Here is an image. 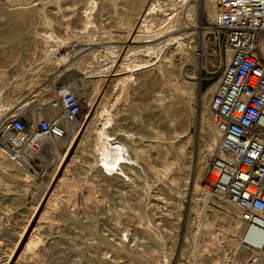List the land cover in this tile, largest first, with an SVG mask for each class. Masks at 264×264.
Returning a JSON list of instances; mask_svg holds the SVG:
<instances>
[{
    "label": "rangeland",
    "instance_id": "1",
    "mask_svg": "<svg viewBox=\"0 0 264 264\" xmlns=\"http://www.w3.org/2000/svg\"><path fill=\"white\" fill-rule=\"evenodd\" d=\"M125 1L117 0L116 8L105 5L104 27L115 23L114 11L119 10L117 13L122 14ZM199 1L191 0L190 4L196 6ZM1 2L3 0H0L2 5ZM30 2L38 13L45 10L51 21L53 34H62V22L70 28L74 27L71 28L74 32L80 30L83 15L80 7L85 0H65V7H71V11L64 9L66 12L62 11L63 14H56V10L51 12V7L46 5L41 6L40 0ZM93 9H96L93 10V16H97L98 4ZM197 13L203 28L200 42L197 33L192 32L196 30L195 18L193 27L179 31L181 33L188 30L185 36L190 40L189 58L184 59V62L174 58V63L179 61L178 64L175 63L180 66L176 68L180 72L179 78H193L197 72L195 68H200L199 86L193 85L188 89L183 83L185 93H177L179 106L184 109L185 121L179 127L177 139L173 140L171 133L164 132L166 139L155 136L157 131H163L158 124L156 110L152 108L156 103V95L159 91L166 95L174 94L172 84L159 80L153 82L145 93L141 87H138L137 93L129 91V100L138 99V105L145 106L144 113L148 114V118L144 125V114L137 110L135 116L121 121L132 139V150L136 155L128 182L118 177L109 178V183H104L94 169L84 168L87 167L86 164L83 165L84 161L90 160V156L85 157L86 154L80 152L79 146L91 119V116L86 117L89 110L80 113L75 130L61 141L58 153H41L34 160L40 169L46 171L47 177H40L37 168L32 170L31 166L20 167L18 165L21 164L18 163L20 171L12 168L13 177L0 169V264H264V258L255 255L244 244H239L238 238L243 234L244 226L238 223L237 228L234 227L233 219L237 217V213L235 216L231 212H224V205L217 204V196L204 200L202 192L194 190L193 180L189 177L187 181L186 178L189 166L200 168L204 165L212 153L211 144L216 141H211V130L206 119L207 105L215 89L206 90L212 84L215 85L221 73V69L216 68L220 59L225 57L221 40H217L212 32L213 21L199 9ZM37 24L38 32L42 33L47 29L45 25L41 29V25ZM100 45L102 44L93 48ZM33 47L35 45L29 44L30 51H33ZM22 54L19 51L14 62L19 66ZM157 60L151 59L150 63L156 64L146 68L145 73H156L154 67L158 65ZM25 63L27 61L22 64ZM15 68L17 67L4 68L6 77L3 82L0 80V104L4 106L0 109V130L4 120L21 104L24 106L19 112L26 108L40 107L43 101L40 91L50 84L67 85L70 83L67 80H76L78 83L83 81L88 98L96 106L92 90L96 78L86 74L88 70H81L76 66L66 68L63 65L53 68V65L44 64L40 69L24 74L16 85L12 77L21 71H14ZM72 74L75 80L69 79ZM169 75L170 73L166 77ZM124 104L126 103L122 102L121 106L124 107ZM164 122L167 126V122ZM4 157L6 161L9 160L5 153ZM166 161L174 162V167L163 173L162 165ZM60 176L74 177L79 181L70 201L65 200L63 191L55 188ZM23 184L30 187L23 189ZM52 193L55 195L51 196ZM212 209H215L214 214L211 213ZM205 219L211 222L208 224L211 227L202 225ZM31 233L38 235L39 242L29 251L24 249V245ZM123 235H126V239Z\"/></svg>",
    "mask_w": 264,
    "mask_h": 264
},
{
    "label": "bare ground",
    "instance_id": "2",
    "mask_svg": "<svg viewBox=\"0 0 264 264\" xmlns=\"http://www.w3.org/2000/svg\"><path fill=\"white\" fill-rule=\"evenodd\" d=\"M40 1L42 3L41 6L46 5L51 7V12L56 10V14H61L62 11L67 9V6L65 7L64 4L65 0ZM190 1L126 0L124 4L125 8L123 9L122 7V14L117 13L119 11L118 9V11H114L115 9H113L116 13L115 23L109 27H104L105 20L103 19V12L106 9L105 5L116 8L118 7L117 0H85L84 5L80 7L82 9L80 13L83 14L81 15L82 24L79 25L81 26L80 30L74 32L71 30L72 27L70 28L68 24L62 22L61 24H64L61 30L62 34L57 36L58 34L55 35L57 32L53 34L51 21L45 14V10L42 13H38L36 8L31 5L30 0H3L1 2L3 4H0V15L2 16V19H0V80L3 82L5 79L6 72L3 69L8 66H16L17 68L14 71L19 69L21 71H18L19 74L15 73L17 75L12 77L15 81L12 82L16 85L22 80L21 78L24 74L32 72L35 69H40L44 64L53 65V68L63 65L66 68H74L76 66L81 70H88L85 73L94 75L96 78V83L92 86V90L95 93L94 100H96V106L91 102L92 99L88 98L89 94L86 91L87 88L85 89L83 87V81L76 82L73 74L68 77L75 81L71 82V80H67V82L70 81L67 85L81 101V112L89 110V114L85 116L87 118L91 116L88 126L82 134L81 144L79 146L80 152L85 153L86 155L83 154L85 157L89 155L90 157L88 159L90 160H86L82 164L87 165V167H84L85 169H94V171L100 174L104 183H109V178L118 177L128 182L130 180L129 174L132 173L131 167L136 161V155L132 150V139L126 132L123 126L124 123H121V121H127L129 118L135 116L137 110L144 114V119L142 120L144 125L145 120L148 118V114L144 113L145 106H139L138 99L129 100V91L134 90L137 93L138 87H141L143 93H145L153 82L159 80L172 84L174 94L166 95L163 91H159L154 101L156 103L152 108H155L156 115L159 117L158 124L163 128V131H157L155 136L160 139H166L167 137L164 136L163 132L167 134L171 133L172 139L176 140L180 134L179 127L185 122L183 121L184 109L179 106L177 93L178 95L179 93H185L182 87L183 83L187 85L188 89H191L193 85L199 86V66L195 68L197 72L195 71L196 74L193 78H187V76L178 77L180 72L176 68L180 66L175 65V63L178 64L179 61L184 62V59L189 58L188 48L190 46L189 39H186L185 36L188 30L181 33L179 31L193 27L194 19L196 18V30H192V32L197 33L198 41L200 42L203 28L198 19L197 9L205 13L206 17L213 22L216 20L218 12L215 0H200L196 6L191 5ZM97 4L99 12L97 16H93V10H96L93 8ZM112 14L114 13L112 12ZM36 24L41 25V29L42 25L50 29L43 30L40 33L37 30L38 27ZM199 42L198 45H200ZM29 44L35 45L33 51H30ZM99 44L102 45L98 48H93V46ZM19 51L23 53L20 56V66L14 63L18 58ZM229 55L228 52L227 58H229ZM175 57L179 61L174 63ZM151 59H158L156 61L158 65L154 67L156 73L153 75L152 73L148 74L149 71L147 73L144 71L146 68L156 64L155 62L153 64L150 63ZM25 61L27 63L23 65L22 63ZM121 72H124L123 75H120ZM169 73L170 75L166 77ZM214 89L215 85L212 84L206 91H213ZM122 102L126 103L124 107L121 106ZM140 102L141 100H139V104ZM23 106L24 104H21L4 121L6 122L9 118L17 116L18 114L21 115L19 111L22 110ZM3 108L4 106L0 104V109ZM207 112L206 119L211 130V141H217V133L213 124L212 114L209 110V104L207 105ZM164 121L167 122V126L163 124L165 123ZM75 125L74 123L68 128L69 135H72L73 132L71 133V131L75 130ZM179 141L181 142V140ZM216 141L213 142L214 144H211L210 153L214 149ZM61 143V141L54 140L41 141L42 153H56ZM64 145L66 144L64 143ZM4 148V144L0 141V159H2L0 160V169L5 171V174L8 176L12 175L13 177L14 175L11 174L13 171L12 168L19 170L20 168L18 166L24 167V165L8 162L9 160L6 161ZM173 163L169 161L163 163L162 172L167 173L172 170L174 167ZM204 164H206V160ZM30 166L32 170L39 169L37 174L40 177H47L48 174H46V171L40 169L41 167L35 161ZM186 175L187 181L189 177L191 181L193 180V188L195 191H201V186L208 182L204 178V165L200 168L198 166H189V171ZM78 183L79 181L74 177L65 178L60 176L55 188L63 191L65 200L70 201L71 196H73L78 187ZM22 186L23 189L30 187L27 184H23ZM54 193L51 196H54ZM201 196L204 200L211 197L203 193ZM217 197L219 198L218 206L219 204H223L224 207L222 209L225 210L224 212L228 211L236 216L237 212L235 207L224 196L220 195ZM220 201H223V203ZM214 210L212 209V214L215 213ZM204 222L202 224L203 226H208L211 223L206 221V219ZM233 222L234 227L237 228L238 223H240L239 219L235 217ZM249 234L250 232L247 231V228H244L243 234L238 238L239 244H243L244 235L247 236ZM123 237L126 239V235H123ZM38 242V235L31 233L25 241L24 249L32 251ZM253 243L256 248L250 250L255 255L264 258V240L257 237Z\"/></svg>",
    "mask_w": 264,
    "mask_h": 264
},
{
    "label": "built area",
    "instance_id": "3",
    "mask_svg": "<svg viewBox=\"0 0 264 264\" xmlns=\"http://www.w3.org/2000/svg\"><path fill=\"white\" fill-rule=\"evenodd\" d=\"M215 2L211 28L225 57L209 99L217 141L204 164L208 182L201 192L222 195L235 207L250 232L243 244L253 249L257 237L264 240V0ZM41 96L40 107L26 108L0 130L7 158L26 167L40 157L41 141L67 139L81 113V101L68 85L50 84Z\"/></svg>",
    "mask_w": 264,
    "mask_h": 264
}]
</instances>
